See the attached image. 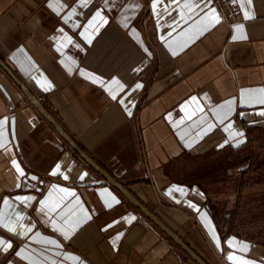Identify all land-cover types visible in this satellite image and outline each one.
<instances>
[{
	"label": "crops",
	"instance_id": "1",
	"mask_svg": "<svg viewBox=\"0 0 264 264\" xmlns=\"http://www.w3.org/2000/svg\"><path fill=\"white\" fill-rule=\"evenodd\" d=\"M234 3L229 24L212 0H0V264H200L30 94L208 264H264L221 206L219 157L264 128V0Z\"/></svg>",
	"mask_w": 264,
	"mask_h": 264
},
{
	"label": "rangeland",
	"instance_id": "2",
	"mask_svg": "<svg viewBox=\"0 0 264 264\" xmlns=\"http://www.w3.org/2000/svg\"><path fill=\"white\" fill-rule=\"evenodd\" d=\"M219 159L233 161L232 191L228 184V222L251 238L264 240V128L257 130L247 148L229 152Z\"/></svg>",
	"mask_w": 264,
	"mask_h": 264
},
{
	"label": "water",
	"instance_id": "3",
	"mask_svg": "<svg viewBox=\"0 0 264 264\" xmlns=\"http://www.w3.org/2000/svg\"><path fill=\"white\" fill-rule=\"evenodd\" d=\"M0 64L4 66L7 70L9 68L0 59ZM10 73H12L9 70ZM0 87L4 91L7 98L13 103V99L8 92L5 85L0 81ZM27 91V90H26ZM29 93V92H28ZM30 94V93H29ZM32 99L40 106L42 111L47 115L50 121L56 126L59 132L64 136V138L72 145V147L97 171H99L104 180H108L114 186H116L130 201H132L137 207H139L144 213H146L158 226H160L170 237H172L180 246H182L192 257H194L200 264H208L201 256H199L181 237H179L161 218H159L154 212H152L147 206H145L131 191H129L123 184H121L117 179H115L106 169L99 165L87 152H85L77 142L70 136V134L64 129V127L59 123L55 116L48 111L43 104L39 102L37 98L30 94ZM100 181H88L86 183H97Z\"/></svg>",
	"mask_w": 264,
	"mask_h": 264
},
{
	"label": "built area",
	"instance_id": "4",
	"mask_svg": "<svg viewBox=\"0 0 264 264\" xmlns=\"http://www.w3.org/2000/svg\"><path fill=\"white\" fill-rule=\"evenodd\" d=\"M213 4L219 10L223 21L229 24H233L238 21L239 14L237 8L235 6L234 0H212ZM151 17V12L146 11L143 13L142 22L147 24L148 20ZM139 164L148 169V160L146 156L143 154L139 159ZM31 184L33 187L37 189L39 192H44L46 189L47 178L45 177H37L32 179ZM217 264H232L230 263L224 256H217Z\"/></svg>",
	"mask_w": 264,
	"mask_h": 264
},
{
	"label": "snow or ice",
	"instance_id": "5",
	"mask_svg": "<svg viewBox=\"0 0 264 264\" xmlns=\"http://www.w3.org/2000/svg\"><path fill=\"white\" fill-rule=\"evenodd\" d=\"M248 2L250 3L251 0H248ZM213 11H215V10H213ZM216 20H217V22H218V21H219V18L216 17ZM113 98H115V97H113ZM66 178H67V177H65V179H66ZM5 227H6V225H5ZM11 230H12V231H15V229H11ZM0 246H3V247H4V250L7 251V249L11 247V244L8 243V244L5 245V242H4L3 240H0ZM230 259H232V258L230 257Z\"/></svg>",
	"mask_w": 264,
	"mask_h": 264
}]
</instances>
